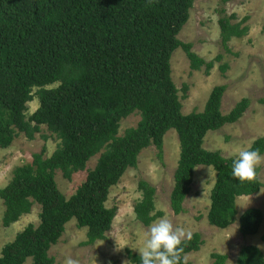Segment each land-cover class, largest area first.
Segmentation results:
<instances>
[{"label":"trees","instance_id":"obj_1","mask_svg":"<svg viewBox=\"0 0 264 264\" xmlns=\"http://www.w3.org/2000/svg\"><path fill=\"white\" fill-rule=\"evenodd\" d=\"M218 8L222 45L249 33L250 16L228 14L227 4ZM194 0H0V148L11 146L24 133L28 139L46 125L60 141L47 156V146L32 162L18 166L0 188L5 205L3 224L8 227L33 206L41 205L40 223H30L0 250V264H55L50 249L57 244L72 219L87 228L84 245L106 240L117 214L108 207L111 188L126 170L137 167L143 149L154 145L160 158L165 137L175 130L180 141V159L175 172L171 208L185 211L184 201L192 190L195 169L212 166L217 179L211 191L208 213L212 225L227 228L237 220V196L252 195L263 186L256 176L240 182L232 177L233 157L204 147L207 135L239 121L250 105L244 98L228 113L221 110L226 86H216L202 112L183 113L179 89L172 77L171 58L178 48L187 54L191 68L206 73L216 59L207 61L183 42L180 32L190 18ZM228 64L222 65L226 70ZM188 86L184 87L187 92ZM39 107L29 114L28 102ZM264 102V99L261 100ZM139 113L136 127L120 134L124 119ZM251 149L264 153V137ZM100 154V155H99ZM88 170L85 181L68 198L60 190L56 173L66 179ZM142 199L134 207L137 219L149 226L164 215L155 211L156 188L139 180ZM263 211L247 209L240 216L244 235L260 231ZM264 240V234L262 235ZM205 241L200 232L185 238L178 264ZM133 264L139 254L128 250ZM213 264H225L228 254L213 252ZM237 264H264V252L250 245L240 249Z\"/></svg>","mask_w":264,"mask_h":264},{"label":"rangeland","instance_id":"obj_2","mask_svg":"<svg viewBox=\"0 0 264 264\" xmlns=\"http://www.w3.org/2000/svg\"><path fill=\"white\" fill-rule=\"evenodd\" d=\"M219 2L220 0H194L190 18L179 38L183 42H192L193 50L207 61L216 59L218 55H222V59L216 60L210 74H207L205 68L193 70L185 51L178 48L171 58L172 77L179 89L183 113L203 110L213 89L219 85L226 86L221 104L223 114H228L242 99H250V105L239 121L209 132L204 143L206 149L220 150L225 157H234L237 149L250 148L257 138L264 137V102L261 101L264 99V0H231L227 4L228 14L236 12L240 18L250 16L247 23L249 33L233 38L229 42L231 51H226L222 45L217 11ZM223 64H228L224 71ZM185 86H188L187 92H184ZM28 107L29 114L33 113L39 107V100L35 98L28 102ZM140 119L139 113L124 119L120 134L125 129L136 127ZM59 141L43 125L35 139H28L24 133H20L10 147L0 148V188L12 179L16 167L32 162L33 155L41 152L44 146L48 149L46 155H52ZM180 151V141L175 130H170L165 137L162 158L154 145L143 149L138 157L137 167L128 168L120 182L111 188L107 206L118 208L108 238L93 245H84L87 228H79L77 221L72 219L67 223L60 241L49 251L56 259L55 264H65L68 257L76 264H133L128 250L138 253L133 248L141 246L149 227L137 219L134 210L137 202L142 199V192L138 187L140 179H146L156 188L155 211H163L162 217L168 218L174 226L183 228L189 234L186 238L196 232L202 234L205 242L199 250L185 255L187 264H213V252L228 254L225 264H237V256L242 247H264V160L257 166L263 186L252 195L237 196V220L229 227L221 228L212 225L208 218L211 191L217 179L212 166L200 165L195 169L192 190L183 204L185 211L176 214L171 208ZM99 155L88 162L85 170L75 172L71 179H66L60 170L57 171L56 180L65 196L70 198L77 191L85 181L88 170L96 166ZM250 208H260L263 211V221L257 234L244 235L240 230V216ZM39 212L41 205L36 203L30 213L6 227L3 224L5 205L0 198V250L30 223L38 225ZM24 264H32V258Z\"/></svg>","mask_w":264,"mask_h":264},{"label":"clouds","instance_id":"obj_3","mask_svg":"<svg viewBox=\"0 0 264 264\" xmlns=\"http://www.w3.org/2000/svg\"><path fill=\"white\" fill-rule=\"evenodd\" d=\"M204 109L197 112H202ZM262 160L264 156L258 149L239 148L232 158L230 174L240 182L250 181L256 176L257 166ZM188 235L183 228L174 226L168 218L160 217L149 225L141 246L133 248L138 250L139 264H178L181 245ZM260 250L264 251V247H260ZM65 264H76V262L68 257Z\"/></svg>","mask_w":264,"mask_h":264}]
</instances>
